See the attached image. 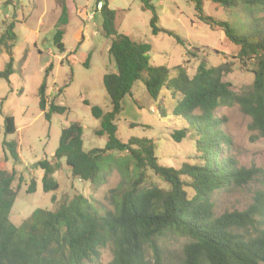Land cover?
Masks as SVG:
<instances>
[{
    "label": "trees",
    "instance_id": "obj_1",
    "mask_svg": "<svg viewBox=\"0 0 264 264\" xmlns=\"http://www.w3.org/2000/svg\"><path fill=\"white\" fill-rule=\"evenodd\" d=\"M138 1L150 11L152 34L164 32L184 45L183 39L173 30L157 25L158 16L152 0ZM187 1L192 3L201 22L221 29L227 40L236 46L231 58L252 74L251 82L234 90L230 82L224 80L231 71L230 61L207 65L202 59L191 75L182 63L171 68L152 64L147 55L150 44L118 32L115 10L109 7L108 0H95V5L101 2L96 15L100 18L102 35L109 39L107 52L114 64V69L102 76L111 107L104 111L86 99L82 101L89 106L92 117L99 121L93 131L97 136L105 135V144L101 148L85 149L82 126L74 121L62 126L52 160L45 157L35 164L42 170L44 192L59 189L53 174L62 165L68 167L72 179L88 182L92 190L106 181L113 166L120 174V181L104 197L109 206L101 202L94 205L89 198L74 193L54 209H34L15 225L9 219L17 194L11 186L15 170L0 167V264H85L98 258L107 247L112 254L111 264H152L151 259L153 264H165L167 259L157 239L168 234L185 238L182 254L178 255L181 264H264V189L254 192L246 208L220 215L214 214L211 200L214 190L240 186L254 177L253 171L238 166L228 152L231 139L222 128L223 119L216 112L221 107L237 104L249 117V130L264 139V0H208L228 13L241 14L245 19L242 33L229 21L206 14L204 0ZM9 2L6 0L5 4ZM56 3L59 15L52 40L57 51L62 53L68 11L66 0H56ZM256 12L262 14L256 16ZM15 38L14 21H10L0 34V47L8 56L0 70V78L6 82L13 73L21 74L25 59L22 56L17 62L14 60ZM191 48L199 51L197 47ZM214 52L219 51L214 49ZM71 54L72 51L66 55L68 61L72 60ZM84 64L87 65L86 60ZM51 70L49 62L37 89L38 107L47 121L52 114L67 111V107L48 99L46 94V78ZM137 80L143 82L146 92L154 99L160 91L175 97L171 112L180 123L172 131L171 138L180 142L193 132L195 162L184 161L177 168L163 165L158 162L151 138L131 137L121 141L117 137L115 119L122 109V99L131 95ZM157 110L161 116L166 115L160 103ZM15 131L14 117L4 115V137ZM0 145L13 162H20L14 140L3 138ZM124 151L128 153L125 156H111L108 170L100 168L105 154ZM147 171L166 186L149 181ZM21 179L19 176V181ZM35 190L36 180L31 177L25 192ZM51 200L54 202V195Z\"/></svg>",
    "mask_w": 264,
    "mask_h": 264
},
{
    "label": "rangeland",
    "instance_id": "obj_2",
    "mask_svg": "<svg viewBox=\"0 0 264 264\" xmlns=\"http://www.w3.org/2000/svg\"><path fill=\"white\" fill-rule=\"evenodd\" d=\"M5 1L0 0V34L5 24L14 21L16 38L13 57L16 62L22 56L25 57L20 75L13 73L9 82L0 78V143L3 138L14 140L20 157L19 163L13 162L0 145V167L7 171L15 170L11 186L17 190V194L9 219L19 225L34 209H54L74 193L84 195L94 205L98 206L97 202L107 204L105 195L120 181V174L114 166L107 173L106 181L92 190L88 182L72 179L68 167L62 165L53 174L59 182V189L44 192L41 187L42 170L35 164L45 157L52 160L51 155L58 145L62 126L74 121L82 126L85 149L101 148L105 144V135L97 136L93 131L99 121L92 117L89 106L82 101L86 99L104 111L111 107L102 76L113 70L114 64L107 52L109 39L102 35L99 28L100 18L94 9L95 0H66L68 22L62 38L65 47L62 53L57 51L52 40L54 24L59 15L56 0H10L8 4ZM108 2L110 8L115 10L116 30L135 41L150 44L147 55L152 64L171 68L182 63L191 75L202 59L207 65L230 61L231 71L224 76V80L229 81L234 90L251 82L252 74L231 58L236 46L227 40L221 29L201 22L191 2L152 0L158 16L157 25L173 30L183 39L184 45L164 32L152 34L149 25L150 11L144 9L138 0ZM203 9L216 19L229 21L239 33L243 32L242 23L245 19L241 14L228 13L222 6L208 0L203 1ZM93 10L95 12L92 15ZM261 14L255 13L256 16ZM191 47H197L199 51ZM214 49L219 52H214ZM188 50L195 56L188 53ZM70 51L72 60L68 61L66 55ZM7 60V54L0 47V70ZM85 60L87 65L84 64ZM49 62L52 63V70L46 78V94L48 99L52 98L55 103L67 107V111L62 114L54 113L47 121L38 107L37 89ZM158 103L165 109V116L159 114ZM175 103V97L166 91H160L158 98H152L146 92L143 82L137 80L131 88V95H125L122 99V109L115 119L117 137L121 141H127L131 137L151 138L158 162L163 165L177 168L184 161L195 162L197 153L194 133L189 132L180 142L171 138L172 131L180 123L171 112ZM216 113L223 119L222 128L231 139L228 152L237 160L238 166L254 172V177L246 184L212 192L214 214L220 215L226 211L246 208L251 203L254 192L264 189V139L249 130V117L241 112L237 104L221 107ZM6 114L14 117L16 131L4 137L3 117ZM126 154V151L105 154L99 163L100 168L108 170L111 156ZM147 173L149 181L166 186L157 176L149 171ZM19 176L22 177L20 181ZM31 177L36 180V190L26 193ZM52 195L55 196L54 202L51 200ZM157 242L167 259L165 264H181V256L178 255L182 254L184 237L168 234L158 238ZM111 259V250L107 247L98 258L85 264H111ZM151 263H154L152 259Z\"/></svg>",
    "mask_w": 264,
    "mask_h": 264
},
{
    "label": "built area",
    "instance_id": "obj_3",
    "mask_svg": "<svg viewBox=\"0 0 264 264\" xmlns=\"http://www.w3.org/2000/svg\"><path fill=\"white\" fill-rule=\"evenodd\" d=\"M100 6H101V2H98V3L95 5L94 9H95V10H98V9L100 8ZM95 10L91 11V14H92V15L94 14Z\"/></svg>",
    "mask_w": 264,
    "mask_h": 264
},
{
    "label": "crops",
    "instance_id": "obj_4",
    "mask_svg": "<svg viewBox=\"0 0 264 264\" xmlns=\"http://www.w3.org/2000/svg\"><path fill=\"white\" fill-rule=\"evenodd\" d=\"M109 3V2H108ZM110 7V6H109Z\"/></svg>",
    "mask_w": 264,
    "mask_h": 264
}]
</instances>
